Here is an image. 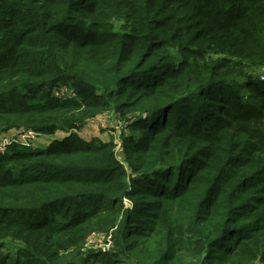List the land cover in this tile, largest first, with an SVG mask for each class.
Masks as SVG:
<instances>
[{
    "label": "trees",
    "instance_id": "1",
    "mask_svg": "<svg viewBox=\"0 0 264 264\" xmlns=\"http://www.w3.org/2000/svg\"><path fill=\"white\" fill-rule=\"evenodd\" d=\"M263 69L264 0H0V136L68 134L0 153V264H264Z\"/></svg>",
    "mask_w": 264,
    "mask_h": 264
},
{
    "label": "rangeland",
    "instance_id": "2",
    "mask_svg": "<svg viewBox=\"0 0 264 264\" xmlns=\"http://www.w3.org/2000/svg\"><path fill=\"white\" fill-rule=\"evenodd\" d=\"M124 128H125L124 123L120 121L119 117L116 114L112 112H107L105 114L96 117L91 121H88L78 131L75 132L81 139L85 141H89L92 138L96 137L104 142H113L116 145L115 150L118 154V158L121 161H123L124 157L121 151L120 134L121 131L124 130ZM55 135H58L60 137L57 139H62L66 137L68 134L58 131L55 133ZM48 139L56 140L55 136L40 135L31 143L30 148L32 149L37 148L39 150H44L47 147L46 146L45 148H43L45 146L44 140H48ZM1 140H2V136H0V143ZM53 140L49 142H52ZM127 205L129 204L127 203ZM85 246L95 249L107 250L110 247L109 237L105 236L104 234H93L87 239Z\"/></svg>",
    "mask_w": 264,
    "mask_h": 264
},
{
    "label": "built area",
    "instance_id": "3",
    "mask_svg": "<svg viewBox=\"0 0 264 264\" xmlns=\"http://www.w3.org/2000/svg\"><path fill=\"white\" fill-rule=\"evenodd\" d=\"M260 80L264 81V69L262 70V73L260 75ZM39 137L38 135H36L33 132H23L20 133L18 135H16V137L13 138H4L1 140L0 143V153H3L6 150V147L8 145H10L13 141H16L17 143H19L20 145L26 147V148H30L31 143L37 138Z\"/></svg>",
    "mask_w": 264,
    "mask_h": 264
},
{
    "label": "crops",
    "instance_id": "4",
    "mask_svg": "<svg viewBox=\"0 0 264 264\" xmlns=\"http://www.w3.org/2000/svg\"><path fill=\"white\" fill-rule=\"evenodd\" d=\"M18 134H20L19 131L12 130V131L8 132L7 134L2 135V139H4V137L10 139V138L16 137V135H18ZM54 136H55V139L60 138L58 135H54ZM51 140H53V139L44 140L45 146L43 148H45L46 146H48V144L51 143V142H49Z\"/></svg>",
    "mask_w": 264,
    "mask_h": 264
}]
</instances>
